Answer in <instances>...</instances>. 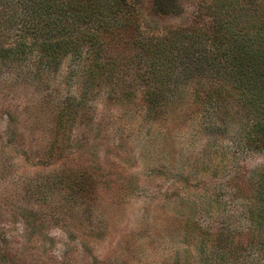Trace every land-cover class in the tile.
<instances>
[{
    "label": "rangeland",
    "instance_id": "rangeland-1",
    "mask_svg": "<svg viewBox=\"0 0 264 264\" xmlns=\"http://www.w3.org/2000/svg\"><path fill=\"white\" fill-rule=\"evenodd\" d=\"M45 1L0 0V48L8 49L0 52V264H227L198 236L226 222L235 246L248 245L242 205H251L248 179L264 153L241 148L232 118L188 120L196 99L156 118L140 95L110 98L105 85L88 92L83 59L72 54L54 69L36 50L12 63L18 35L45 36ZM105 1L101 17L115 21ZM152 1L137 6L145 35L209 23L201 0H169L161 12ZM53 3L64 16L67 0ZM27 7L38 15L29 19ZM70 98L83 99L84 118L56 139L55 115ZM248 263L264 264V251Z\"/></svg>",
    "mask_w": 264,
    "mask_h": 264
},
{
    "label": "trees",
    "instance_id": "trees-1",
    "mask_svg": "<svg viewBox=\"0 0 264 264\" xmlns=\"http://www.w3.org/2000/svg\"><path fill=\"white\" fill-rule=\"evenodd\" d=\"M171 3L153 0L152 9L161 12ZM54 5L49 0L39 8L46 14L44 37L18 35L12 41V63L25 61L36 50L40 64L54 69L72 54L83 59V85L88 92L105 85L110 98L128 101L140 95L146 113L156 118L170 114L187 98L196 99V108L187 110L188 120L232 118L240 127L241 148L264 153V2L201 0L199 14L209 17L205 27L175 28L157 36L145 35L139 25L140 0H112L108 6L115 14L112 22L101 17L105 0H67L64 16L60 14L63 7ZM27 8L29 19L38 15L34 8ZM6 50L0 48V52ZM84 105L77 98L64 102L55 115L56 139L84 118L80 113ZM56 139L49 150L58 147ZM250 173L253 198L250 206L242 205L241 213L248 245L235 246L236 228L226 222L198 236L208 252L226 254L227 264H249L256 252L264 251V166Z\"/></svg>",
    "mask_w": 264,
    "mask_h": 264
}]
</instances>
